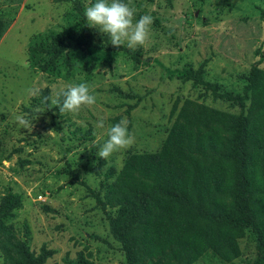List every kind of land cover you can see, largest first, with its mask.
Instances as JSON below:
<instances>
[{"label":"rangeland","instance_id":"374dc122","mask_svg":"<svg viewBox=\"0 0 264 264\" xmlns=\"http://www.w3.org/2000/svg\"><path fill=\"white\" fill-rule=\"evenodd\" d=\"M91 1L0 0V197L19 201L3 222L43 264H70L78 255L93 264H126L92 196L103 197L108 168L118 171L128 154L158 149L186 99L239 111L178 70L200 69L218 91L236 94L253 63L264 69L263 0H123L137 10L135 19L154 18L149 40L135 51L93 46L111 38L87 25ZM79 83L90 86L96 103L61 114L52 99ZM17 115L32 126L19 127ZM121 119L135 143L105 161L98 149ZM238 247L230 262L206 253L193 264H251L257 250L247 233Z\"/></svg>","mask_w":264,"mask_h":264},{"label":"trees","instance_id":"16d2710c","mask_svg":"<svg viewBox=\"0 0 264 264\" xmlns=\"http://www.w3.org/2000/svg\"><path fill=\"white\" fill-rule=\"evenodd\" d=\"M260 12L264 16V6ZM4 27L0 18V35ZM92 44L129 51L107 39ZM258 63L236 94L218 91L200 69L178 70L179 77L239 111L184 100L159 148L128 154L118 171L108 168L112 179L103 197L92 192L126 264H193L206 253L230 262L246 233L257 250L251 264H264V69ZM18 205L17 196L0 197L3 264H43L3 222ZM70 264L93 263L78 255Z\"/></svg>","mask_w":264,"mask_h":264},{"label":"clouds","instance_id":"9594fccd","mask_svg":"<svg viewBox=\"0 0 264 264\" xmlns=\"http://www.w3.org/2000/svg\"><path fill=\"white\" fill-rule=\"evenodd\" d=\"M136 11L123 0H95V3L86 8L85 18L89 27L110 36L114 47L126 45L128 49L135 51L137 47L145 45L149 40L150 26L154 22L151 15H142L138 20L135 19ZM23 67L27 68L29 65L24 63ZM33 91L29 89L30 94ZM96 99L87 83H79L67 85L65 89L57 93L51 103L59 108L61 114H75L86 106L94 105ZM15 121L19 127L24 129L32 126V121L22 115H17ZM97 127L103 128V121H100ZM107 137L97 153L105 161H108L114 153L127 150L135 143V137L129 132L128 122L125 119L110 126L107 130Z\"/></svg>","mask_w":264,"mask_h":264}]
</instances>
